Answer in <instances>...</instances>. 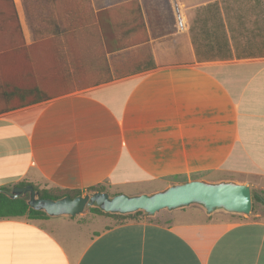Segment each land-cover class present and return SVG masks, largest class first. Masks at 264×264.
<instances>
[{"label": "crops", "instance_id": "crops-1", "mask_svg": "<svg viewBox=\"0 0 264 264\" xmlns=\"http://www.w3.org/2000/svg\"><path fill=\"white\" fill-rule=\"evenodd\" d=\"M14 1L28 44L35 30L82 24L66 0ZM134 1L73 9L114 28ZM262 1L138 0L149 41L107 55L109 83L0 115V189L139 195L205 180L264 194ZM118 39L108 33L112 48ZM240 216L191 206L118 224L0 219V264H264V220Z\"/></svg>", "mask_w": 264, "mask_h": 264}, {"label": "trees", "instance_id": "trees-1", "mask_svg": "<svg viewBox=\"0 0 264 264\" xmlns=\"http://www.w3.org/2000/svg\"><path fill=\"white\" fill-rule=\"evenodd\" d=\"M66 1L72 5L67 15L82 24L70 23L68 27H56L49 32L35 30V42L28 44L14 0H0V115L107 84L112 80L107 55L149 41L138 0L134 1L130 12L121 15V24L114 28L104 26L105 15L74 11L73 6L78 0ZM111 29L119 36L113 48L108 41ZM101 39L104 45H101ZM26 185L21 183L19 186ZM2 189L11 190L10 187ZM35 189L42 198L54 200L65 196L75 198L85 192L108 191L102 185L86 190ZM261 194L252 190V209L255 202L264 204V194ZM90 212L115 218L119 223L145 219L143 212L119 215L105 213L98 208H91ZM17 217L30 220L50 218L46 213L32 209L25 199L13 200L0 194V219Z\"/></svg>", "mask_w": 264, "mask_h": 264}, {"label": "water", "instance_id": "water-1", "mask_svg": "<svg viewBox=\"0 0 264 264\" xmlns=\"http://www.w3.org/2000/svg\"><path fill=\"white\" fill-rule=\"evenodd\" d=\"M0 194L10 199H25L36 211L49 217H76L87 208H98L105 213L130 215L143 212L147 217L167 210L174 211L199 206L208 215L218 211L247 217L252 212V188L244 182L192 180L173 184L165 189L139 195L109 192H93L75 198L65 196L54 200L42 198L32 185L14 186L11 190L0 189Z\"/></svg>", "mask_w": 264, "mask_h": 264}, {"label": "rangeland", "instance_id": "rangeland-1", "mask_svg": "<svg viewBox=\"0 0 264 264\" xmlns=\"http://www.w3.org/2000/svg\"><path fill=\"white\" fill-rule=\"evenodd\" d=\"M242 3H244V1L246 2V0H241ZM15 2V1H14ZM264 3V1H262ZM21 6V5H20ZM27 28V27H26ZM25 33H26V36H27V39L30 41L31 39V33L29 31V28L25 30ZM203 49V48H202ZM204 50V53L202 54V57H206L207 56V53H206V50L205 48L203 49ZM124 191L125 194L127 195H133V191L134 190H130V189H124L122 190ZM254 192L256 193H261L259 192L258 190L256 189H253ZM92 192H85L83 195L85 194H91ZM263 194V193H262ZM261 194V195H262ZM111 195H115V194H111ZM90 209L91 208H87L83 214L79 215V216H76L78 217L77 219L83 221L84 219H87L89 217H96V216H99V215H96V214H93L90 212ZM242 219H247V220H264V204H261L259 202H255V205H254V209H252V212L249 216L247 217H243V216H240ZM111 223L113 224H118V220H116L115 218H111Z\"/></svg>", "mask_w": 264, "mask_h": 264}]
</instances>
